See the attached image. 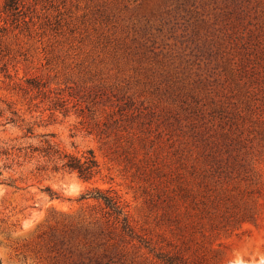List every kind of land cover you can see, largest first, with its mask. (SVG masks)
Returning <instances> with one entry per match:
<instances>
[{
  "label": "rangeland",
  "instance_id": "1",
  "mask_svg": "<svg viewBox=\"0 0 264 264\" xmlns=\"http://www.w3.org/2000/svg\"><path fill=\"white\" fill-rule=\"evenodd\" d=\"M46 141L99 174L17 150ZM105 252L264 262V0H0V264Z\"/></svg>",
  "mask_w": 264,
  "mask_h": 264
},
{
  "label": "trees",
  "instance_id": "2",
  "mask_svg": "<svg viewBox=\"0 0 264 264\" xmlns=\"http://www.w3.org/2000/svg\"><path fill=\"white\" fill-rule=\"evenodd\" d=\"M9 6L10 5L7 4L5 7L7 8ZM30 84L32 85V87H34V89H38L39 91H41L42 88L40 86H37V84H33L31 82ZM49 99H51V97H49ZM51 102L53 103V106L55 108L61 106V103L62 106H64L63 101L61 102V98L59 97L51 100ZM14 115L17 116L16 113H14ZM9 123L15 124L16 120L11 118L9 119ZM13 149H15V147H13L12 150ZM27 149H30L32 154L38 153L40 156L46 158L48 162L51 163L52 170L56 172L65 171L69 173H77L80 178L87 181L93 180L99 174V163L96 160L94 152L91 150L86 152L85 156L77 157L66 153L56 144L50 141H46V146L42 149L33 148L32 146H30L26 149L18 148L17 150L21 152L22 150ZM3 154L8 155L7 151H4ZM54 196L55 194H52V197ZM88 198L101 200L104 203L105 208L108 210V218L110 220H113V224L115 225V227L120 230V237H122L123 242H126V238H128L129 243L135 240H138L143 244L145 243L143 239H141L134 233L129 221V217L125 213V209L118 198L106 194H101L99 190H97L96 192H89L82 197V199ZM144 247L146 249H149L150 253H153L155 251L147 244ZM157 258L159 260H162L163 264H182V262H180L181 260L176 256L157 254ZM116 260L117 257L112 255V253L109 254L105 252L100 255L89 257L87 264H118Z\"/></svg>",
  "mask_w": 264,
  "mask_h": 264
},
{
  "label": "bare ground",
  "instance_id": "3",
  "mask_svg": "<svg viewBox=\"0 0 264 264\" xmlns=\"http://www.w3.org/2000/svg\"><path fill=\"white\" fill-rule=\"evenodd\" d=\"M241 262H242V261H241ZM241 262H240V263L237 262V264H242ZM257 264H264V262H259V263H257Z\"/></svg>",
  "mask_w": 264,
  "mask_h": 264
},
{
  "label": "water",
  "instance_id": "4",
  "mask_svg": "<svg viewBox=\"0 0 264 264\" xmlns=\"http://www.w3.org/2000/svg\"><path fill=\"white\" fill-rule=\"evenodd\" d=\"M237 264V263H236Z\"/></svg>",
  "mask_w": 264,
  "mask_h": 264
}]
</instances>
